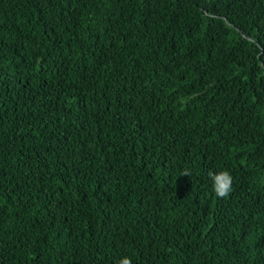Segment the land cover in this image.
Listing matches in <instances>:
<instances>
[{"label":"trees","instance_id":"obj_1","mask_svg":"<svg viewBox=\"0 0 264 264\" xmlns=\"http://www.w3.org/2000/svg\"><path fill=\"white\" fill-rule=\"evenodd\" d=\"M125 257L264 264V0H0V264Z\"/></svg>","mask_w":264,"mask_h":264},{"label":"clouds","instance_id":"obj_2","mask_svg":"<svg viewBox=\"0 0 264 264\" xmlns=\"http://www.w3.org/2000/svg\"><path fill=\"white\" fill-rule=\"evenodd\" d=\"M184 176H190L188 171H185ZM212 181L213 191L217 198H227L232 192L233 178L228 171L208 173ZM120 264H131V260L127 257L120 261Z\"/></svg>","mask_w":264,"mask_h":264}]
</instances>
